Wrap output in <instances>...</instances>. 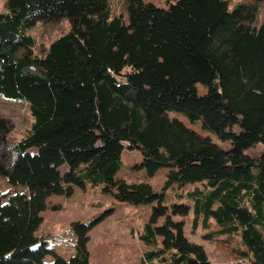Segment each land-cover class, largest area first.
Listing matches in <instances>:
<instances>
[{
    "label": "trees",
    "instance_id": "obj_1",
    "mask_svg": "<svg viewBox=\"0 0 264 264\" xmlns=\"http://www.w3.org/2000/svg\"><path fill=\"white\" fill-rule=\"evenodd\" d=\"M166 3L126 0L124 20L107 0L6 1L0 94L25 100L32 124L8 142L0 116V178L11 186L0 190V264H41L51 248L35 232L48 198L87 183L119 202L155 203L138 232L146 263L215 264L184 233L191 214V230L235 258L216 264H264V14L256 26V5ZM63 18L70 31L33 54L29 29ZM124 147L140 153L146 176L167 169L160 191L117 176ZM189 184L200 186L182 195L187 202L164 204L165 190ZM94 224L73 222L76 254L49 264H89Z\"/></svg>",
    "mask_w": 264,
    "mask_h": 264
},
{
    "label": "rangeland",
    "instance_id": "obj_2",
    "mask_svg": "<svg viewBox=\"0 0 264 264\" xmlns=\"http://www.w3.org/2000/svg\"><path fill=\"white\" fill-rule=\"evenodd\" d=\"M6 1L0 0V11L5 10ZM142 1L158 7H167L166 0ZM107 2L111 16L121 15L124 20H127L126 0H107ZM243 4L256 5L254 25H260L264 14V2L228 0V9L232 11ZM70 28V22L64 18L53 23L37 22L28 31L34 40L33 54L42 56L43 49H46L59 36L70 31ZM198 89L201 92L204 91L202 85H198ZM0 116L10 125L8 142H16L21 139L32 124L29 107L25 100L7 98L2 94H0ZM166 117L180 121L199 137L210 136L213 141H216L205 131L200 121L191 123L179 112H168ZM219 144L222 148H228L231 142ZM258 149L255 146L248 152L254 153ZM140 161L141 156L137 150H129L124 147L117 176L127 183L145 180L153 190L160 191L166 179L167 169H160L154 176L148 177L144 170L137 168ZM199 186V184H189L182 188L177 185L171 186L164 192V204L169 206L177 200L187 202L188 199L182 195ZM7 189H11V186L3 178H0V190ZM154 204L132 205L119 202L111 196L102 194L99 186L90 183H87L84 188L74 187L73 192L68 196L65 194L50 196L45 211L41 213V223L35 232L36 235L43 237L46 246L51 248V253L43 259L41 264H49L59 258L67 259L76 254L78 236L71 229L73 222L85 224L95 222L86 233L89 264H149L142 260L143 247L138 240V232L148 220ZM191 218V214L185 218L184 233L189 241L203 247L212 263L235 260L226 244L220 241H204L201 237L204 230L200 227L193 232Z\"/></svg>",
    "mask_w": 264,
    "mask_h": 264
}]
</instances>
